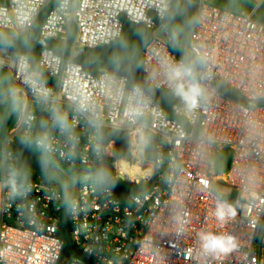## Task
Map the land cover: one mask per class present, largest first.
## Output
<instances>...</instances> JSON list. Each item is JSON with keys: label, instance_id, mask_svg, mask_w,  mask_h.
<instances>
[{"label": "built area", "instance_id": "2783aa9c", "mask_svg": "<svg viewBox=\"0 0 264 264\" xmlns=\"http://www.w3.org/2000/svg\"><path fill=\"white\" fill-rule=\"evenodd\" d=\"M173 1L0 2V66L13 79L9 95L18 93L23 98L20 115L3 141L0 264H59L63 221L86 259L75 258L68 264H264V23L252 14L189 0L196 15L188 31L189 51L194 56L208 55L207 84L212 92L191 113L179 103L162 107L126 75L106 69L89 72L73 56L66 58L64 51L38 52V66L53 80L48 85L31 73L29 52L6 45L29 36L45 12L38 41L65 45L74 27L73 50L109 45L129 20L153 32L142 52L144 79L156 90L172 91L164 63L180 59L173 55L169 39L156 33L164 27L168 38L162 21ZM70 66L78 68V75L88 82L98 123L92 122L90 111L80 109V98L72 99L76 94L66 83ZM106 74L115 81L111 87L106 86ZM137 86L148 105L142 116L132 120L124 113L127 98ZM254 94L258 98L253 103ZM54 113L66 118L65 129L54 121ZM104 129L128 134L126 157L115 159V144L104 142ZM44 137L46 147L38 143ZM17 141L23 147L30 144L36 154V149L48 154L53 160L50 166H60L71 177L93 176L78 182L66 198L47 171L27 168L19 174L13 151ZM221 151L228 154L229 164L217 180L213 159ZM121 160L150 170L132 175L118 166ZM106 167L113 168L110 177ZM13 172L16 194L8 183ZM219 182L235 193L234 202L217 194ZM218 201L236 210L223 224L214 215ZM201 232L231 235L236 247L229 252H205Z\"/></svg>", "mask_w": 264, "mask_h": 264}, {"label": "trees", "instance_id": "16d2710c", "mask_svg": "<svg viewBox=\"0 0 264 264\" xmlns=\"http://www.w3.org/2000/svg\"><path fill=\"white\" fill-rule=\"evenodd\" d=\"M46 12L38 19L31 34V46L20 47V51L29 52L31 56V73L36 78L48 85H53V80L42 70L37 63V53L43 49H52L58 54L64 55L66 58H71L76 50L72 49L73 42L76 38V28H72L69 38L65 45L56 41H47L40 43L37 39L38 29L44 20ZM196 19L193 11V5L189 2H181L174 0L170 11L162 23L168 29V39L170 49L173 55L181 59L183 57H193L188 46V31ZM152 30L146 28L142 24H134L129 20L124 21L123 31L121 36L110 43L109 45L99 46L95 49H86L85 53L80 54L73 61L83 65L84 69L95 73L98 68H105L119 74L126 75L130 82L138 84L145 88L162 107L169 109L171 104L181 101L174 96L172 91H161L152 88L144 79L143 75V57L142 52L146 42L152 37ZM227 95L236 97L230 90L224 87H218ZM14 122L13 116H9L0 122L3 127V132L0 135V143L6 138L9 129ZM102 136L105 143L113 142L115 144V159L126 157L129 150L128 134L125 131L104 129ZM23 148V145L17 141L14 144V155ZM228 154L226 151L216 153L213 162L217 175L222 174L228 166ZM106 177H110L114 171L112 167H106ZM219 184H222L219 182ZM138 187V185H134ZM60 237L63 241V251L59 264H68L72 259H80L86 261L83 254L78 251L72 241L68 225L63 221L60 228ZM90 264V262H88Z\"/></svg>", "mask_w": 264, "mask_h": 264}, {"label": "clouds", "instance_id": "9594fccd", "mask_svg": "<svg viewBox=\"0 0 264 264\" xmlns=\"http://www.w3.org/2000/svg\"><path fill=\"white\" fill-rule=\"evenodd\" d=\"M22 18L27 19L26 14H21ZM26 65L22 64V67ZM164 69L166 78L172 89L175 97H177L186 112H193L201 106L202 102H207L212 92L209 89L207 80L211 69L209 66V57L206 53L197 52L193 57H183L179 61H165ZM78 68L70 66L69 80L66 82L71 85L76 95L73 100L80 98L79 106L82 111H90L92 113V122L98 123L99 114L96 110V105L88 94V82L78 75ZM105 80L108 82L106 86L111 87L115 81L113 77L106 74ZM119 95V90L117 92ZM44 95L47 96V90H44ZM258 98V94L251 97L254 103ZM148 102L144 97L142 89L137 86L127 98V107L125 116L135 120L143 115L147 108ZM54 121L65 129L67 127L66 118L63 115L54 113ZM31 120V117L28 118ZM44 137L38 141L42 147H46ZM103 175L102 173L100 174ZM16 173H12V178L9 180L13 194L17 193L15 180ZM216 219L222 224L236 215V210L233 205L226 201H218L214 213ZM200 246L205 252H229L236 247L235 238L228 234H214L212 232H201L199 234Z\"/></svg>", "mask_w": 264, "mask_h": 264}, {"label": "rangeland", "instance_id": "374dc122", "mask_svg": "<svg viewBox=\"0 0 264 264\" xmlns=\"http://www.w3.org/2000/svg\"><path fill=\"white\" fill-rule=\"evenodd\" d=\"M180 1L191 3L189 0H180ZM206 2L220 9L232 11L238 14H243V15L252 14L254 20L264 23V2L260 3L258 0H206ZM31 36L32 34H30L27 37L22 36L16 39L14 42L17 45V48L31 46L32 44ZM1 43L4 44L3 41H1ZM37 57H38V53H37ZM99 69H105V68L100 67L97 69V71ZM12 86H13V79L10 75V72L7 69L0 66V98L6 96L5 97L6 102L2 105V107H0V122L9 116H13L15 121L20 115V105L23 98L22 95L18 93H12L11 95H9V90ZM6 93L8 94L6 95ZM2 132H3V127L0 125V135L2 134ZM3 141L0 143V160L3 156ZM36 152L40 156L45 158L48 162L51 163L53 162L52 158L48 154L38 149H36ZM228 164H229V158H228ZM142 167H144V165H142ZM68 172H70V170H68ZM218 176H222V174ZM98 178H100V176H98ZM215 191L226 201L234 202L235 193L231 189L224 186L223 184L215 185Z\"/></svg>", "mask_w": 264, "mask_h": 264}, {"label": "water", "instance_id": "95a60500", "mask_svg": "<svg viewBox=\"0 0 264 264\" xmlns=\"http://www.w3.org/2000/svg\"><path fill=\"white\" fill-rule=\"evenodd\" d=\"M156 34L168 41L167 36L164 34V27L159 29ZM6 45L10 47H15V42L9 41L6 42ZM85 52L86 49H77L73 54V58H77L80 54ZM18 162L19 174H22L23 170L27 168L44 172L47 171L49 173V177L61 186L66 198L69 197L72 188L78 182L87 181L91 176H93V173L86 174L80 179L69 176L67 172H65V170H63L60 166L56 164L50 166L48 161H46L44 158L35 153L30 144L25 145L20 150V152L18 153ZM123 196L126 197L125 194Z\"/></svg>", "mask_w": 264, "mask_h": 264}, {"label": "bare ground", "instance_id": "6f19581e", "mask_svg": "<svg viewBox=\"0 0 264 264\" xmlns=\"http://www.w3.org/2000/svg\"><path fill=\"white\" fill-rule=\"evenodd\" d=\"M118 166L122 167L123 169H125L126 171H128L130 174H142L145 175L147 174V172H149L150 167L148 166L147 170H144L141 168V166L137 163L134 165H129L126 160H121L118 164ZM222 176H217V180L221 179Z\"/></svg>", "mask_w": 264, "mask_h": 264}, {"label": "crops", "instance_id": "0c3cea01", "mask_svg": "<svg viewBox=\"0 0 264 264\" xmlns=\"http://www.w3.org/2000/svg\"><path fill=\"white\" fill-rule=\"evenodd\" d=\"M0 1H2V0H0ZM27 37V36H26ZM15 46L17 47V45L15 44ZM18 49H20V48H18ZM11 75V74H10ZM12 77V76H11ZM12 88H13V86L10 88V90H9V94H10V92H11V90H12ZM8 93H6V95H7ZM6 97V96H5ZM5 97H1L0 98V101H1V105H0V107H2V105L6 102V98ZM21 103H22V101H21ZM20 110H21V105H20ZM11 114V113H10ZM2 175H3V170H2V161L0 160V179L2 178Z\"/></svg>", "mask_w": 264, "mask_h": 264}]
</instances>
